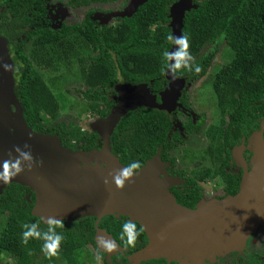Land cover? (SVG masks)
I'll use <instances>...</instances> for the list:
<instances>
[{
    "label": "trees",
    "instance_id": "trees-1",
    "mask_svg": "<svg viewBox=\"0 0 264 264\" xmlns=\"http://www.w3.org/2000/svg\"><path fill=\"white\" fill-rule=\"evenodd\" d=\"M37 1L40 0H0V5H6V11L0 12V32L15 44V90L24 119L35 131L56 134L64 146L74 150L102 147L97 131L73 122L69 125L60 122L62 106L71 105L62 85L73 81L72 78L86 85L85 90H79L89 100V109L98 111L100 116H107L109 107L115 103L108 99L106 90L119 82L150 84L153 81V87L159 89L167 81L166 65L170 63L163 53L170 52L174 44L167 39L173 32L170 7L178 0H144L131 15L120 17L117 24L98 25L89 13L80 23H63L58 28L41 20L43 10L36 11ZM115 1L70 0V4ZM193 4L196 6L185 13L183 34L189 37V51L195 61L192 71L182 68L176 74L190 79L205 75L219 45L226 42L229 46L232 58L218 67L213 86L219 106L229 113L231 121L226 130L213 128L209 133L213 140L219 137L215 141L216 151L222 152L225 145H232L231 141L226 140V144L220 141V138L229 139V128L248 132L259 126L261 118L264 120V0H193ZM30 44L35 63L24 52ZM195 65L201 67L199 73ZM162 114L161 110L142 107L121 118L111 136V146L123 164L128 166L138 161L143 167L159 147L164 153L170 149L172 144L166 134L169 120ZM231 180L235 192L236 180ZM25 189L13 182L0 193V220L5 217L0 224V248L15 256L17 264L56 263L57 256L49 258L43 251V245L50 242L45 234L53 238L63 236L58 256L68 264H87L80 259V252L86 243L93 241L98 227L107 229L130 252L147 244L143 229L135 245H128L127 236L123 239L121 236L123 225L129 221L114 215L105 216L98 223L94 216L72 222L62 220V228L46 223L33 213L34 202L25 199ZM32 224H36L40 239L29 238L25 244L23 233ZM135 224L137 231L143 228ZM111 264L130 263L123 260ZM248 264H264V257Z\"/></svg>",
    "mask_w": 264,
    "mask_h": 264
},
{
    "label": "water",
    "instance_id": "water-1",
    "mask_svg": "<svg viewBox=\"0 0 264 264\" xmlns=\"http://www.w3.org/2000/svg\"><path fill=\"white\" fill-rule=\"evenodd\" d=\"M195 6L191 0H178L171 5L173 36L183 34L185 13ZM178 49L179 45L174 43L170 52L175 53ZM3 64L12 65L13 69L5 70ZM166 77L169 84L162 94V102L157 101V95L148 83H118L115 86L118 103L108 116L93 122L92 128L100 134L102 147L74 150L64 146L58 135L37 132L27 124L15 90L8 40L0 34V172L4 160L19 156L16 146L31 152L36 162L24 161V171L13 176L9 183L26 185L35 192L33 213L46 223L50 219L72 221L90 216L96 217L98 223L107 215H124L132 222H138L147 233L149 243L130 256L132 264L148 260L151 253L167 259L173 254H183L197 262L201 261L206 249L211 251L227 242L229 246L233 245L255 227V215H260V219L264 217V214H257L264 208L260 209L262 204L259 205L262 203L260 191L264 192V188L259 186L252 194L261 184L260 177L254 186L251 185L252 189L248 182L236 195L189 208L179 203L169 189L175 180L167 174L160 147L123 189L115 185L113 175L127 166L112 151L111 135L120 119L131 110L140 106L170 110L176 105L185 78L173 75L169 69ZM259 142L264 149L263 137ZM25 145L30 147L25 148ZM41 160L42 164L39 163ZM9 183L0 179V193ZM96 238L103 247L106 242L114 247L119 245L105 228H97ZM155 247L158 250L154 253Z\"/></svg>",
    "mask_w": 264,
    "mask_h": 264
},
{
    "label": "flooded vegetation",
    "instance_id": "flooded-vegetation-1",
    "mask_svg": "<svg viewBox=\"0 0 264 264\" xmlns=\"http://www.w3.org/2000/svg\"><path fill=\"white\" fill-rule=\"evenodd\" d=\"M36 3L39 5V8L36 9V11H38L39 9L43 10L41 20H44V22L48 21V24L50 26H52L53 28H58L63 23H65V22H63L58 27H55L51 23L52 20L48 15L47 1L46 0H40V1H37ZM68 4L73 8H78L81 6L88 5V4L76 5V6L71 5L70 0H68ZM90 4H92V3H90ZM3 5L4 6L0 9V12L6 11V9H5L6 5L5 4H3ZM91 17H92V14H91ZM170 22H171V20H170ZM0 34L5 36L8 40L9 52H10L11 60H12L13 65H14V76H15V80L17 83L15 59H14V53H13V49H14L15 44L13 41L11 42L9 40V38L4 33L0 32ZM24 35H23V38L25 37ZM25 49H27V47ZM24 52H25V50H24ZM176 76L179 78H185V85L183 86V88L181 90V94L179 95L178 99L176 100L177 103L175 106H173L170 110L151 108L148 106H140L137 109H140L142 107H147V108H151V109L161 110L163 112L162 116H164L165 119L169 120L168 121L169 122L168 123L169 129L167 130L166 134H167V139L171 142L172 146L170 147V149L166 150L165 153L163 152V148L161 147L162 148L161 158L166 164L167 174L171 178H173V180H175L174 183H172L170 185L169 189L175 195V197L179 203L182 204L183 203L182 201L189 203V204L193 203V205H194L193 207H191V206L190 207L187 206V207L196 208L198 206V204L201 203V201L204 199L205 194H209L212 196H215V195L218 196V194L215 193V190H214L215 187H217V184H211L209 187H207L206 182L208 181V179H210L209 177H211V175L213 176L212 177L213 179L217 180V178H218L217 183H219V181L221 182L222 190H223L222 194L223 193L227 194L226 195L227 197L238 194L240 191H242L244 184H247L250 181L251 176L254 177L253 171H255L254 168L256 165L253 161L254 155L251 151H249V149L246 146V143L248 144V141L252 138V135H253L252 133H256L257 131L261 132V130H263L262 137L264 139L263 118L260 119V123H259V126L257 128H255L251 131H248V132L241 131L238 129V127L229 128V131H228L229 132V139L220 138V141H222L226 144V140H228V141L232 142V145H229V144L225 145L223 148V151L222 152L219 151L220 152L219 153L216 151V144L219 140V137H217L215 140H213L212 137H210L209 133L212 131L211 129H213V128L220 129L221 127H223L226 130L230 124L231 117H230L228 112H224L222 110V108L219 106L218 97H217V94L215 93L214 86L211 85L213 87L212 88L213 91L211 90L213 92L212 96L209 98V101H205L206 104H201L203 110L199 111V110H196L194 108V106H192V104L190 103V99H189L188 92L186 91V89H187V87L195 84L204 75H202L201 77L196 78V79H190L189 76H180L178 74H176ZM119 83H128V82L123 81V82H119ZM130 84H132V83H130ZM168 84H169L168 79L166 82H164L162 84V86L159 89H155L153 87V81H151V83L149 84L150 90L154 94L157 95V101L158 102H162V100H163L162 94L167 89ZM83 86L85 87V89L87 88L86 85H83ZM80 92H82V91H80ZM106 95H107L109 100H112L115 102L114 104H112L109 107V114H110L113 107L118 103L119 94L117 93L116 88L114 87V88H108L106 90ZM88 102H89V100H88ZM107 107H108V105H107ZM101 108H103V105L101 106ZM137 109H135V110H137ZM89 111L91 113L95 114V116H97L96 119L106 117V116H100L98 114V111L95 112L91 109H89ZM131 111H133V110H131ZM216 112H219V113H218V115L215 116ZM202 129H204L206 131V134L204 133V135H205L204 139L207 140V144H205V146L203 147L201 154L195 153V151H192V152H184L183 153L184 155H182V153H180L182 156H178L177 154H174L172 152V151L178 150L179 147H184V146H182L184 144H188V143H191L192 141H196L195 137H197V138L201 137L200 135H201ZM100 138H101V136H100ZM216 140H217V142H215ZM250 143H252L254 146L253 141L251 142V140H250ZM235 144L239 145V148H238L239 158L237 156H235V154H234V150H233L234 147H232V146H234ZM185 146L188 147L187 145H185ZM99 148H101V146ZM181 150L182 151L183 150L188 151L189 149L186 148V150H185V148H182ZM148 159H150V158H148ZM197 163L202 164L201 170H198ZM238 163H240V165ZM232 178H234L236 180V187L237 188L235 187L236 188L235 192L233 191V188H232L233 184H234V182L231 180ZM257 180H258V178L255 181L256 183H257ZM9 184H11V183H9ZM23 186L26 187V189H25L26 194L24 195L25 199L28 202H34V205H35V202H36L35 192L31 188H29L28 186H26V185H23ZM253 186H254V184H253ZM210 189H213L214 192L210 191ZM255 193H252V194H255ZM195 198L197 200H195ZM182 205H184V203ZM184 206H186V205H184ZM116 217L122 218V219L127 220V221H131L127 216H124V215L116 216ZM67 221L72 222L74 220H72V221L67 220ZM96 222H97V220H96ZM261 226L263 228H261L258 232L256 231V234L254 236H252L251 239H249L248 244H247V250L248 251H250L251 249L259 250L260 248L264 247V226L263 225H261ZM110 234H112V233H110ZM146 235H147V233H146ZM112 236L114 237L113 234H112ZM95 238H96V233L93 236V241H89L88 243H86L83 246V248L86 247L87 245L95 246V243H96ZM147 238H148V236H147ZM261 241H262V246L260 247ZM117 243L119 244L117 246L120 247V249L117 246L115 247V251L117 252V254L111 255L110 253L106 252V254H104L105 259H104L103 264H107V263L111 264L114 261H123V260H125L127 263L132 264L130 261L131 259H129V256H132L136 251L130 252L127 247L121 245L118 241H117ZM148 243H149V239L147 241V244ZM145 246H143L142 248H144ZM142 248H140V249H142ZM254 254H253V256L248 257L247 259L243 258L242 260L233 261L232 264H248L249 261H251L253 259H258V258L264 257V253L261 255H258V254L254 255ZM228 255H231V253ZM38 256H40L39 257V259H40L42 256V253ZM80 259L82 261H85L87 264H89L86 260L82 259L81 257H80ZM145 261H154V262H157V264H178V262L176 260H167V258H165V257L164 258H157V259H153V260H145ZM145 261H142L141 263H143Z\"/></svg>",
    "mask_w": 264,
    "mask_h": 264
},
{
    "label": "rangeland",
    "instance_id": "rangeland-1",
    "mask_svg": "<svg viewBox=\"0 0 264 264\" xmlns=\"http://www.w3.org/2000/svg\"><path fill=\"white\" fill-rule=\"evenodd\" d=\"M47 1V8H48V15L51 18V23L58 27L61 23L65 22L68 24H75L82 22L86 15L89 13L92 14V19L98 24V25H108V24H117L120 21V17L125 15H131L134 10L137 8L139 4H141L144 0H117L115 2L110 3H92L88 4L86 6H81L78 8H73L68 4V0H46ZM193 2V0H191ZM4 5L0 6V9ZM91 11V12H90ZM25 54H29V57L31 61H34L35 63V55L32 54V46L31 44L27 49H25ZM232 58V52L227 45L226 42L219 45L217 53L214 56L212 65L209 67L207 73L199 79L195 84L187 87L186 91L188 92V96L190 99V103L196 110L202 111V105L206 104L205 101H209V98L212 96V86L213 85V79L215 77L216 70L218 67L222 66L223 64L229 62ZM73 81H70L69 83H64L62 85V89L66 92L69 99L71 100V105H74L73 107L70 105V103L63 105L61 109V116H60V122L65 123L66 125H69L73 122L74 125H78L84 129L93 130V122L96 121L95 114L91 113L89 111V107L87 105L88 101H86L83 98L82 92H80L79 89L82 91L85 89V87L81 84V82L77 79H71ZM212 90V91H211ZM219 112H216L215 116L218 115ZM202 129L201 130V137H195L196 141H192L191 143L184 144L179 147L178 150L172 151L174 154H177L178 156L184 155V152H192L195 151V153H202V149L207 144V140L204 139L206 134V131ZM203 132V133H202ZM252 138L250 139L251 142H254V146L252 143H250V140L248 141V144L246 143L247 148L249 151H251L254 155L253 161L256 164L255 165V171H253L254 177L251 176L250 178V186L254 184L257 177H260L261 184H258L256 189L253 191L255 193L258 189V186H260V189L264 188V149L263 144L260 142V137H262V131H257L256 133H252ZM239 135V134H238ZM209 143V142H208ZM187 145L188 147H186ZM234 154L239 158V145H234ZM182 148H188L187 151H182ZM182 153V155L180 154ZM257 154V155H256ZM240 165V163H238ZM198 170H201L202 164L197 163ZM213 176L209 177L208 181L206 182L207 187H209L211 184H217V187H215V193L218 194V196H212L209 194H205L204 199L201 202H210V201H221L227 198V194L223 193L222 190V184L219 181L218 178L213 179ZM262 185V186H261ZM252 189V186H251ZM213 189H210V191H213ZM251 192V191H250ZM212 193V192H211ZM260 200H262V203H259V205L262 204V209L264 207V192L260 191ZM223 196V197H222ZM254 196V195H253ZM252 197V194L251 196ZM261 211V210H260ZM264 214V208L261 212H258L257 214ZM5 216V215H4ZM260 215H255L253 220L254 222H257L255 224V227L250 230L248 234H243L241 237H239L238 241L235 240L234 244L229 246L227 244H223L221 247H216L214 250L208 251L207 249L204 251L201 261H193V259H188L183 254H173L171 257L167 260H176L178 264H232L233 261H238L247 259L248 257L253 256V254L261 255L264 253V247L260 248L259 250H253L250 251L247 250V244L249 239H251L252 236L256 234V231L258 232L261 228H263L261 225L264 226V217L259 218ZM260 219V220H259ZM259 220V221H258ZM5 221V217L0 220V224ZM95 246L87 245L84 247L80 252V257L84 260H86L89 264H103L106 252L110 253L111 255L117 254L115 251V247L112 248V250H109V247L111 246V243L104 244L103 247L101 242L95 238ZM225 245H228V247H224ZM115 246V245H114ZM117 246V245H116ZM262 246V241L260 244V247ZM119 249L120 247L117 246ZM158 247V246H157ZM155 247L154 253L158 250V248ZM248 251V252H247ZM151 253V251L149 252ZM231 255H228L230 254ZM254 254V255H255ZM120 256V255H119ZM185 257L187 258V263H185ZM110 258V257H109ZM157 258H164L162 256H155L151 253V255L147 256L148 260H153ZM129 259L131 257L129 256ZM146 260V259H145ZM192 260V261H191ZM0 264H17V259L15 256L10 255L7 253L4 249L0 248ZM54 264H67L65 260L61 259L59 256L56 258V263Z\"/></svg>",
    "mask_w": 264,
    "mask_h": 264
},
{
    "label": "clouds",
    "instance_id": "clouds-1",
    "mask_svg": "<svg viewBox=\"0 0 264 264\" xmlns=\"http://www.w3.org/2000/svg\"><path fill=\"white\" fill-rule=\"evenodd\" d=\"M167 39L170 42L179 45V49L175 53L169 52L167 50L163 53L167 61H175L174 64L168 63L166 67L172 72L173 75H175V73L178 70H181L182 68H187L188 71H192L195 57L189 51L191 46L189 37L186 34H182L180 36H173L172 34H169ZM3 67L5 70L8 71H11L13 69V66L8 64H3ZM201 70L202 69L199 65H195V71L197 73H199ZM29 147V145H25V148ZM15 151L19 153L18 157L10 158L3 161V171L0 172V179H2L4 183H9L13 176L19 175L24 171V168L22 167V163L24 161L36 162L30 151L25 152L19 146H16ZM9 156L11 157V152L9 153ZM39 163L42 164L43 161L41 160ZM141 167V163L136 161L130 163L127 167L118 170V172L113 175L115 185L118 188L123 189L126 185V182L131 180L136 174L137 170H139ZM31 169L32 165L29 164V170ZM104 182L105 184L109 183L107 179H105ZM49 223L55 224L57 227L61 228L64 226L62 220L50 219ZM23 227L25 229L28 228V224H24ZM123 229L124 231L122 233L121 238L123 239L124 236H127L126 243L130 246H134L138 236L143 231V228H140V230L137 231L136 224L134 222L129 221L123 225ZM45 237L46 241L50 242H46L43 245V251L49 258L53 256L58 257V249L60 247L61 241L63 240V236H56L55 238H53L52 236L45 234ZM29 238L40 239V233L36 230V224H32L31 228L23 233V242L25 244L28 242ZM113 247L114 245L110 246L109 250H112Z\"/></svg>",
    "mask_w": 264,
    "mask_h": 264
}]
</instances>
